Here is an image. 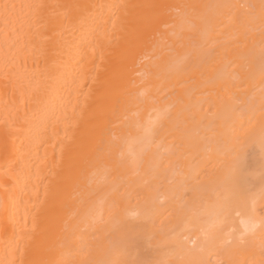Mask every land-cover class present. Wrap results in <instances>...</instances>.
I'll return each mask as SVG.
<instances>
[{
	"label": "bare ground",
	"instance_id": "1",
	"mask_svg": "<svg viewBox=\"0 0 264 264\" xmlns=\"http://www.w3.org/2000/svg\"><path fill=\"white\" fill-rule=\"evenodd\" d=\"M0 264H264V0H0Z\"/></svg>",
	"mask_w": 264,
	"mask_h": 264
}]
</instances>
